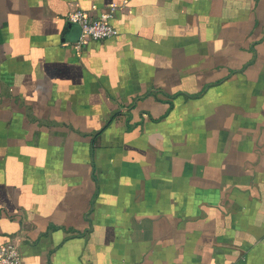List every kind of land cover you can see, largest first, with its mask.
<instances>
[{
    "label": "crops",
    "instance_id": "obj_1",
    "mask_svg": "<svg viewBox=\"0 0 264 264\" xmlns=\"http://www.w3.org/2000/svg\"><path fill=\"white\" fill-rule=\"evenodd\" d=\"M116 3L115 37L68 14ZM24 264H264V0H0V243Z\"/></svg>",
    "mask_w": 264,
    "mask_h": 264
},
{
    "label": "built area",
    "instance_id": "obj_2",
    "mask_svg": "<svg viewBox=\"0 0 264 264\" xmlns=\"http://www.w3.org/2000/svg\"><path fill=\"white\" fill-rule=\"evenodd\" d=\"M117 9V4L112 3L109 8L97 14L82 7H77L71 11L67 18L76 23L81 30L80 38L75 44L76 48L82 49L88 38L102 40L117 36L119 29L112 21ZM0 264H24L21 246L15 239L0 243Z\"/></svg>",
    "mask_w": 264,
    "mask_h": 264
}]
</instances>
